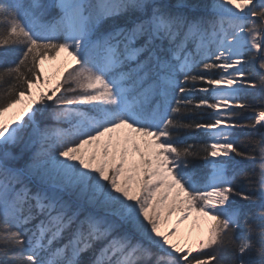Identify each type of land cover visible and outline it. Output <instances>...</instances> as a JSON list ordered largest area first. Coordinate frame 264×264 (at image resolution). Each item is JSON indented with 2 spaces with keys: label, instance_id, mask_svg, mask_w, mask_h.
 I'll return each instance as SVG.
<instances>
[{
  "label": "snow or ice",
  "instance_id": "snow-or-ice-1",
  "mask_svg": "<svg viewBox=\"0 0 264 264\" xmlns=\"http://www.w3.org/2000/svg\"><path fill=\"white\" fill-rule=\"evenodd\" d=\"M0 64V264H264V0H0Z\"/></svg>",
  "mask_w": 264,
  "mask_h": 264
},
{
  "label": "bare ground",
  "instance_id": "bare-ground-1",
  "mask_svg": "<svg viewBox=\"0 0 264 264\" xmlns=\"http://www.w3.org/2000/svg\"><path fill=\"white\" fill-rule=\"evenodd\" d=\"M44 70H45V76L48 78L50 84L49 85H44L43 89L46 90L52 83H55L56 79L59 77L62 69V63L61 61H46L44 64ZM16 111V110H13ZM11 113H9L5 119L10 116ZM191 232V238L193 241L198 237L199 235V228L197 226H193L192 222L189 221L184 225H181V232L183 234H188V232Z\"/></svg>",
  "mask_w": 264,
  "mask_h": 264
},
{
  "label": "trees",
  "instance_id": "trees-1",
  "mask_svg": "<svg viewBox=\"0 0 264 264\" xmlns=\"http://www.w3.org/2000/svg\"><path fill=\"white\" fill-rule=\"evenodd\" d=\"M257 63H258V61H257ZM3 67H4V65L0 64V68H3ZM252 70L254 72L258 73L260 71L258 64H257V70H255V69H252ZM250 80L257 84V88L254 91H251L249 93L250 94L258 93L259 92V76L258 75H252V76H250ZM5 87H7L6 84H0V90H2ZM248 99H251V95L248 96ZM256 106L258 107L259 105H256ZM246 115L251 116L252 114L248 113ZM205 140H206V138L201 136V137H197L195 140H189V142L190 143H203ZM257 155H258V153H257ZM256 171H259L258 163L256 165Z\"/></svg>",
  "mask_w": 264,
  "mask_h": 264
},
{
  "label": "rangeland",
  "instance_id": "rangeland-1",
  "mask_svg": "<svg viewBox=\"0 0 264 264\" xmlns=\"http://www.w3.org/2000/svg\"><path fill=\"white\" fill-rule=\"evenodd\" d=\"M47 62H48V61H47ZM257 64H258V63H256L255 65H253V66H252V69L257 70ZM254 90H255V89H248L247 92L249 93V92L254 91Z\"/></svg>",
  "mask_w": 264,
  "mask_h": 264
}]
</instances>
